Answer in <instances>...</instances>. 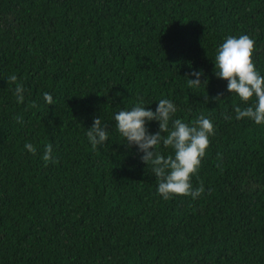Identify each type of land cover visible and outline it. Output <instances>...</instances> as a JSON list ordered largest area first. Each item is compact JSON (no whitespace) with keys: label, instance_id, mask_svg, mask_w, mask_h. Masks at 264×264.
Instances as JSON below:
<instances>
[{"label":"trees","instance_id":"trees-1","mask_svg":"<svg viewBox=\"0 0 264 264\" xmlns=\"http://www.w3.org/2000/svg\"><path fill=\"white\" fill-rule=\"evenodd\" d=\"M229 35L255 41L264 76V0H0V264H264V125L237 120L249 105L214 75ZM193 70L207 83L189 87ZM161 99L214 125L195 200H164L116 131L117 112ZM94 118L109 131L96 148Z\"/></svg>","mask_w":264,"mask_h":264},{"label":"clouds","instance_id":"clouds-1","mask_svg":"<svg viewBox=\"0 0 264 264\" xmlns=\"http://www.w3.org/2000/svg\"><path fill=\"white\" fill-rule=\"evenodd\" d=\"M255 41L248 35L239 37L229 35L218 47L214 59V75L227 82V91L231 96H237L247 107L236 106V119H249L257 125H264V76H261L253 63ZM188 78L189 87H199L207 83L202 81L203 70H193ZM9 84H15L14 95L18 103H24L23 84L17 82V76L8 78ZM119 95V94H118ZM223 94L216 97L221 100ZM44 100L53 104V97L45 92ZM255 98V103L250 101ZM207 99V98H205ZM33 103L30 107H35ZM176 105L169 99H161L157 102L155 112L144 107L141 101L132 109H122L114 115L115 128L126 141L125 147L138 148L141 162L151 168L157 180L158 194L164 200L174 197L199 198L204 187L201 182L198 188L193 189L192 176L198 173L202 159L210 144V136L214 135V125L210 119L200 115L187 124L179 119H173ZM225 119H230L225 115ZM18 122L23 121L17 117ZM156 121L159 131L155 134L149 132L147 125ZM171 121V129L169 127ZM87 137L93 146L105 144L109 139L108 126L102 124L101 118H94L93 126L88 129ZM171 149L172 154L165 156L160 146ZM25 149L36 154V148L31 144H25ZM43 161L47 164L53 161V147L47 144L44 149Z\"/></svg>","mask_w":264,"mask_h":264}]
</instances>
